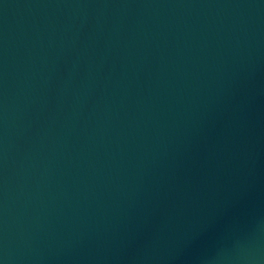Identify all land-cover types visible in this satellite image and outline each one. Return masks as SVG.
Instances as JSON below:
<instances>
[{
  "label": "water",
  "instance_id": "1",
  "mask_svg": "<svg viewBox=\"0 0 264 264\" xmlns=\"http://www.w3.org/2000/svg\"><path fill=\"white\" fill-rule=\"evenodd\" d=\"M0 264H264V0H0Z\"/></svg>",
  "mask_w": 264,
  "mask_h": 264
}]
</instances>
